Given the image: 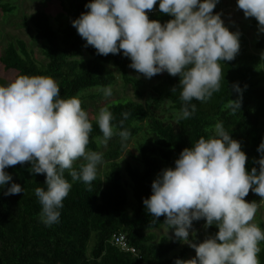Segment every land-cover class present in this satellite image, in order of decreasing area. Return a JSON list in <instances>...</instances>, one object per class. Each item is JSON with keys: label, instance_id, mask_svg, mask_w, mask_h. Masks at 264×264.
I'll return each instance as SVG.
<instances>
[{"label": "clouds", "instance_id": "1", "mask_svg": "<svg viewBox=\"0 0 264 264\" xmlns=\"http://www.w3.org/2000/svg\"><path fill=\"white\" fill-rule=\"evenodd\" d=\"M217 3L159 0V10L172 17L162 23L148 14L157 0H88V11L72 24L85 46L102 55L122 52L130 58L129 67L146 78L165 71L179 74L180 99L185 103L178 119H187L196 109L190 104L193 99L206 101L220 90V62L233 60L240 50L241 33L225 24L221 12H213ZM237 7L246 18L255 17L258 30L264 32V0H237ZM231 89L240 97L231 98L225 108L235 112L240 109L243 89L238 82ZM102 92L111 96V86ZM123 115L127 118L128 113ZM93 119L103 134L100 142L107 143L116 134L107 106L93 117L78 95L62 96L58 82L43 74H20L0 84V189L7 185L4 195L24 192L5 169L31 162V173L45 174L46 187L34 189L45 226L59 222L71 190L65 170L72 181L85 184L97 176L102 153L87 147ZM118 135L124 142L130 132L122 129ZM257 150L259 168L249 171L241 141L217 121L209 136L199 137L180 152L174 167L157 174L151 195L143 199L146 211L157 220L163 215L175 238L195 249L194 257L175 258L174 264H260L264 228L254 222L259 204L245 199L251 190L264 203V139ZM81 158L84 163L79 169L73 167ZM202 218L205 229L217 225L218 231L196 242L193 222Z\"/></svg>", "mask_w": 264, "mask_h": 264}, {"label": "trees", "instance_id": "2", "mask_svg": "<svg viewBox=\"0 0 264 264\" xmlns=\"http://www.w3.org/2000/svg\"><path fill=\"white\" fill-rule=\"evenodd\" d=\"M60 8L50 14L45 9H36L25 15L30 38L40 42L42 59L36 56L25 39L17 37L7 42L0 55L4 70H14L15 75L43 74L51 76L61 87V95H78L82 107L91 116L85 97L96 99L101 90L114 85L117 76L110 66L120 72L123 84L130 85L137 97L146 90L140 78L129 74L130 58L121 53L97 54L92 46L78 34L72 20L79 17L88 0H57ZM237 2V0H236ZM149 12L150 19L162 23L172 17L158 8ZM3 12L12 11L14 6L0 0ZM214 11V9H213ZM253 24L258 21L253 17ZM249 39L240 35V50L231 61H221V87L206 101L193 99L194 114L187 119H178L184 101L180 99L181 79L179 74L166 72L152 85V103L168 101L175 110L174 120L165 121L156 115H148L145 105L137 99L114 100L107 105L113 114L115 133L102 149L103 134L95 119L90 133L88 148L102 153L108 161L103 176L97 175L90 183L72 181L68 170L65 177L72 183L69 194L60 210V220L45 226L40 218L41 205L35 195L36 187H46L45 174H33L28 169L31 162L8 166L5 170L13 180L20 183L24 192L4 195L7 185L0 189V264H174L175 258H186L194 248L177 238L158 237L154 229L166 225L162 215L158 220L146 211L143 199L152 193L151 184L161 169L174 167L175 160L185 147H190L199 137L209 136L217 121L241 141L247 153L246 168L250 171L260 156L258 145L264 139V59L249 49ZM258 48L264 47V32L254 41ZM238 82L243 89L240 109L235 112L225 105L240 94L231 86ZM246 86V87H245ZM173 87L176 90L173 92ZM124 113H128L127 118ZM142 118L146 120L141 121ZM123 121V123H121ZM127 129L128 139H135L137 154L135 162H126L123 167L118 157L124 142L118 135ZM83 159L74 162L79 169ZM11 181L9 182V185ZM246 200L260 201V196L251 190ZM264 210V203H262ZM194 221L193 223H196ZM215 230L218 226L214 225ZM124 232L132 249L123 250L112 243L114 233ZM196 242H200L196 234ZM258 253L260 264H264V241Z\"/></svg>", "mask_w": 264, "mask_h": 264}, {"label": "rangeland", "instance_id": "3", "mask_svg": "<svg viewBox=\"0 0 264 264\" xmlns=\"http://www.w3.org/2000/svg\"><path fill=\"white\" fill-rule=\"evenodd\" d=\"M9 4L14 6L12 11L3 12L0 9V55L3 53L4 48L7 42L11 39L20 37L26 40L27 45L30 48H33L36 56L39 59H42V54L40 51V42H35L30 38V30L32 31V27L29 25V29L26 26V20L24 18L25 15L32 13L36 9H45L50 14H54L59 8L60 5L57 0H4ZM213 12H221L222 18L228 27L233 31H239L241 34H244L249 39V49L259 54L263 59L264 56L261 55L264 52V47L258 48L254 45V41L259 37L260 31L258 30V24H253V17H245L244 12L242 9L237 7L236 0H218L216 7L214 8ZM113 72L117 76V82L114 85H111L112 88V95L111 96H104L102 90L97 87L93 88L90 91L98 92L100 91L98 97L96 99L90 100L86 96L84 101L86 102L88 109L90 112L95 116L100 107L107 106L114 100L119 99H137L141 101L148 111V115H156L162 118L165 121L174 120V114L176 113L173 108L169 106L168 101H163L161 103H152V85L155 84L167 71L156 74L151 78H146L142 74H138L135 69L129 68L128 72L130 75L140 78L143 81L144 88L146 90L145 94L142 97H137L133 89L130 85L123 84L122 80L120 79L119 70L114 67L110 66ZM17 77L15 75V71L4 70L0 64V84H6L12 79ZM56 80V79H55ZM146 120V118H142L141 121ZM124 149L119 155L118 159L121 162L123 167L126 162H135L134 155L137 154V150L135 147V139H127L124 142ZM106 148V143H103L102 149ZM108 161L105 159L98 165V172L97 175L103 176L106 169H108ZM125 175V172H124ZM126 176V175H125ZM259 207L257 213L254 217V222L258 223L262 228H264V210L262 208V203L258 202ZM204 219L197 220L196 223H193V227L197 230L196 234L200 235L201 241L210 234H214L217 232L214 228V225L210 226L209 228L205 229L203 227ZM157 233L158 237L167 236L168 238H175L174 236V229H168L167 225L161 226L159 228L154 229ZM195 238V237H194ZM261 243V242H260ZM180 243L176 250L180 249ZM188 244V243H186ZM261 245V244H260ZM259 245V246H260ZM195 256V249L187 253L185 259H189Z\"/></svg>", "mask_w": 264, "mask_h": 264}, {"label": "built area", "instance_id": "4", "mask_svg": "<svg viewBox=\"0 0 264 264\" xmlns=\"http://www.w3.org/2000/svg\"><path fill=\"white\" fill-rule=\"evenodd\" d=\"M155 10L156 9L153 8L149 12H153ZM112 243H114L115 245H117L119 248H121L123 250L132 249V247H130V245L128 243L127 236H126V234L124 232L114 233L113 236H112Z\"/></svg>", "mask_w": 264, "mask_h": 264}]
</instances>
